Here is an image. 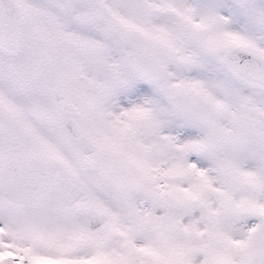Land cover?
Segmentation results:
<instances>
[{"label":"snow or ice","instance_id":"1","mask_svg":"<svg viewBox=\"0 0 264 264\" xmlns=\"http://www.w3.org/2000/svg\"><path fill=\"white\" fill-rule=\"evenodd\" d=\"M0 264H264V0H0Z\"/></svg>","mask_w":264,"mask_h":264}]
</instances>
